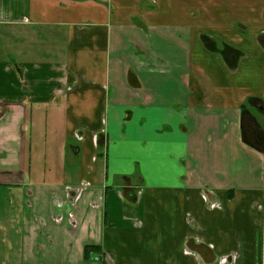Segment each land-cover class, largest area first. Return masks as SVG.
Here are the masks:
<instances>
[{
  "label": "crops",
  "instance_id": "obj_1",
  "mask_svg": "<svg viewBox=\"0 0 264 264\" xmlns=\"http://www.w3.org/2000/svg\"><path fill=\"white\" fill-rule=\"evenodd\" d=\"M0 264H264V0H0Z\"/></svg>",
  "mask_w": 264,
  "mask_h": 264
},
{
  "label": "trees",
  "instance_id": "obj_2",
  "mask_svg": "<svg viewBox=\"0 0 264 264\" xmlns=\"http://www.w3.org/2000/svg\"><path fill=\"white\" fill-rule=\"evenodd\" d=\"M100 251V247L88 245L85 248V258L89 259L92 253H98Z\"/></svg>",
  "mask_w": 264,
  "mask_h": 264
},
{
  "label": "rangeland",
  "instance_id": "obj_3",
  "mask_svg": "<svg viewBox=\"0 0 264 264\" xmlns=\"http://www.w3.org/2000/svg\"><path fill=\"white\" fill-rule=\"evenodd\" d=\"M174 6V5H173ZM15 52H13L12 50L10 49H7V47L4 49L2 55H1V58H6V59H9V56L12 54H14ZM11 60H13V58H11Z\"/></svg>",
  "mask_w": 264,
  "mask_h": 264
},
{
  "label": "built area",
  "instance_id": "obj_4",
  "mask_svg": "<svg viewBox=\"0 0 264 264\" xmlns=\"http://www.w3.org/2000/svg\"><path fill=\"white\" fill-rule=\"evenodd\" d=\"M222 260H223V262H226V261H227V259H226V258H223Z\"/></svg>",
  "mask_w": 264,
  "mask_h": 264
}]
</instances>
